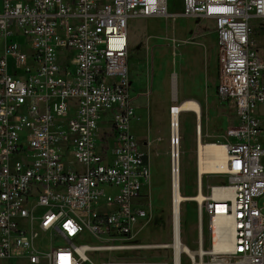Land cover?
Returning <instances> with one entry per match:
<instances>
[{"label":"built area","instance_id":"1","mask_svg":"<svg viewBox=\"0 0 264 264\" xmlns=\"http://www.w3.org/2000/svg\"><path fill=\"white\" fill-rule=\"evenodd\" d=\"M182 3V17L215 24L216 94L235 121L226 181L207 190L198 177L184 202L198 240L179 264H264V50L252 37L264 0ZM169 16L170 0H0V260L146 264L135 232L152 168L132 134L129 27Z\"/></svg>","mask_w":264,"mask_h":264},{"label":"rangeland","instance_id":"2","mask_svg":"<svg viewBox=\"0 0 264 264\" xmlns=\"http://www.w3.org/2000/svg\"><path fill=\"white\" fill-rule=\"evenodd\" d=\"M182 1L170 0L169 17L134 20L129 27L130 81H134L135 85H144V89L138 91L134 100L137 120L132 126V134L152 164L151 184L145 190L149 206L141 221L140 233H137L139 226L135 232L136 241L151 246L147 253H143L146 264H174V252L169 247L173 243L174 220L171 182L172 121L168 108L183 98L199 101L204 108V116L207 117L204 139L207 136L210 143L224 145L227 142V130L235 121L234 108L223 104L216 94L215 25L205 19L182 17ZM252 37L254 45L256 42L264 50V32H259L255 37L254 31ZM174 73L179 75L176 85L174 80L171 81L172 74L173 78L176 77ZM133 87L135 86L132 84ZM181 123L182 194L193 197L197 194L198 181L197 117L194 114H184ZM225 181L222 174L203 178L207 190L209 186ZM263 203L264 198L260 200V206ZM182 207V238L184 243L195 250L198 240L197 206L195 203L186 202ZM133 255L130 254L131 257ZM114 258L123 257L115 255ZM0 264L30 263L17 258L0 260ZM183 264H189L185 258Z\"/></svg>","mask_w":264,"mask_h":264},{"label":"bare ground","instance_id":"3","mask_svg":"<svg viewBox=\"0 0 264 264\" xmlns=\"http://www.w3.org/2000/svg\"><path fill=\"white\" fill-rule=\"evenodd\" d=\"M176 77L173 78L175 81ZM172 80V78H171ZM177 96V94H176ZM177 100V99H176ZM169 114L172 123L174 125H178V129H175L174 136L177 138H181V118L182 115L188 113H194L197 116V119L202 123L204 117V108L202 104L194 99H183L179 103H175L174 105H170ZM214 137V136H212ZM218 139V137H216ZM215 138V139H216ZM209 138L206 136L204 139L203 128L200 127L198 132V142H197V154H198V163L196 164L197 169V177H200L203 181V178L209 175H223L227 169V152L226 148L223 144L220 143H210ZM179 153L178 160V169L179 175L175 177V185L178 186L175 189V193L173 191L172 197V210H173V233H172V241L173 243L169 245L170 248L173 249L174 252V264H179V260L181 261L183 253L189 251L191 255H195L193 251L189 248L188 244L183 241L182 234V206L185 201H188L189 197L184 196L182 194V165H181V154H182V145L179 146L178 149H175V154ZM152 166V164H151ZM152 168V167H151ZM154 169V168H153ZM195 169V168H194ZM171 176V175H170ZM170 181V180H169ZM172 190H173V177H172ZM170 186V185H169ZM153 187V185H152ZM196 197V196H195ZM203 195L199 196V200L203 199ZM228 241V239H226ZM227 247L226 245H222ZM151 247V246H149ZM165 247V246H158ZM221 248V247H219ZM218 249V248H217Z\"/></svg>","mask_w":264,"mask_h":264},{"label":"crops","instance_id":"4","mask_svg":"<svg viewBox=\"0 0 264 264\" xmlns=\"http://www.w3.org/2000/svg\"><path fill=\"white\" fill-rule=\"evenodd\" d=\"M182 11H183V8H182ZM181 14H182V12H181ZM180 14V15H181ZM151 19H155V18H151ZM161 19H164V18H161ZM212 22V21H211ZM212 23H214V22H212ZM215 25V24H214ZM216 29V28H215ZM215 42H216V62H215V70H216V74H215V85H216V87H217V32H216V39H215ZM129 47H130V39H129ZM128 58H129V55H128ZM140 63H141V60H140ZM142 64V63H141ZM135 73V72H134ZM134 73H133V75H134ZM174 75H176V79H175V85H176V81L178 80V74L177 73H174ZM171 78H172V80H173V74L171 75ZM171 80V81H172ZM132 84H133V86H135V87H133L132 88ZM157 88V75H156V78H155V89ZM142 89H144V85L143 86H141V85H135L134 84V81L131 83V91H132V94L134 95V96H136L137 95V93H138V91H140V90H142ZM177 89H176V94H177ZM183 99H187V98H183ZM136 113H137V111H136ZM188 114H194V113H188ZM195 115V114H194ZM196 116V115H195ZM197 117V116H196ZM135 123V122H134ZM133 123V124H134ZM133 126V125H132ZM207 126V117L206 116H204L203 117V120H202V123L200 122V120L199 119H197V124H196V134H197V142H198V132H199V129H200V127H202L203 128V133H204V127H206Z\"/></svg>","mask_w":264,"mask_h":264}]
</instances>
